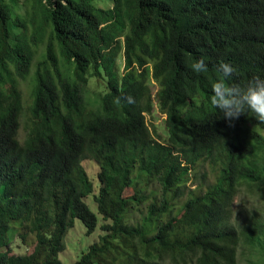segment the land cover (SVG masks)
<instances>
[{
    "label": "trees",
    "instance_id": "16d2710c",
    "mask_svg": "<svg viewBox=\"0 0 264 264\" xmlns=\"http://www.w3.org/2000/svg\"><path fill=\"white\" fill-rule=\"evenodd\" d=\"M101 1L0 0V264H62L74 222L97 229L90 195L104 224L73 264H263L264 219L236 221L234 205L242 187L264 198V124L230 126L210 85L220 60L233 85L264 78V0ZM151 85L163 142L146 122ZM205 167L212 181L186 188Z\"/></svg>",
    "mask_w": 264,
    "mask_h": 264
},
{
    "label": "rangeland",
    "instance_id": "374dc122",
    "mask_svg": "<svg viewBox=\"0 0 264 264\" xmlns=\"http://www.w3.org/2000/svg\"><path fill=\"white\" fill-rule=\"evenodd\" d=\"M17 5L21 8V10L27 9V4H24V0H17ZM99 6L102 7H109L110 3L108 0L101 1L99 3ZM40 52V51H39ZM39 57L40 60V54L34 57V60H37ZM121 61L119 60V64ZM37 64V61L35 65ZM122 66L120 65V70ZM156 87L154 85H151V91H152V101L154 103V109L151 115L146 116V122L152 132L153 138L156 141L163 142L166 140V132L164 128V118L165 116L161 114L158 111L156 101H155V93H156ZM20 90L22 92V97L24 101V117L22 120V129L20 131V138H23L24 131H23V125L26 120V117L28 115V108L30 106V89L26 84H20ZM97 85L94 83V81H90L89 84V95L91 97H95L97 93ZM261 134L264 136V131H261ZM81 166L85 170L88 178L93 184L94 187V193L97 194L98 192V181H97V173H98V167L95 164V162L91 160H83L81 162ZM207 168L199 169L196 172V175H193L190 177L191 181L186 184L189 187V189L193 190L195 187L192 186V184L196 183H205L207 180L209 182L212 181V177L201 176L203 172ZM209 177V178H207ZM207 181V182H208ZM186 192V190H185ZM133 194V190H127L126 195ZM85 204L88 206L90 211L97 217L98 220V226L95 232L92 234L87 235L86 229L83 226V224L76 220L74 222V227L67 233L64 239L65 244V250L58 255V259L62 264H73L76 261L79 260L81 253L86 252L88 246H90L92 243H94L97 240V237L101 234L100 232V226L104 224V222L101 220V217H99L97 213L96 204L93 201V196L90 195L84 200ZM256 213L259 218L264 219V198L260 196L256 190L253 188H246L242 187V189L239 191L234 205V219L236 221L241 222L242 220H245L247 216L250 214ZM32 249H26L24 245H22L20 242L15 241L13 244V253L15 254H25V253H31ZM248 256V253H247ZM254 256H258L257 253L254 254ZM243 258L239 256L237 264H245L242 260ZM264 264V261H263Z\"/></svg>",
    "mask_w": 264,
    "mask_h": 264
},
{
    "label": "clouds",
    "instance_id": "9594fccd",
    "mask_svg": "<svg viewBox=\"0 0 264 264\" xmlns=\"http://www.w3.org/2000/svg\"><path fill=\"white\" fill-rule=\"evenodd\" d=\"M188 67L194 73H204L208 65L204 59L190 62ZM215 70L220 75L211 83L210 104L218 109L222 116L231 121L238 119L241 114L251 113L256 121L264 124V78L253 77L242 86L230 83L235 68L228 62L220 60L215 65ZM119 99L117 103H119ZM132 103L131 97L127 98Z\"/></svg>",
    "mask_w": 264,
    "mask_h": 264
}]
</instances>
